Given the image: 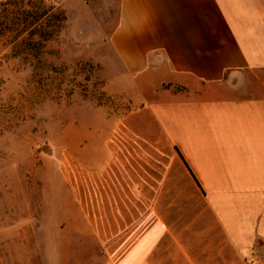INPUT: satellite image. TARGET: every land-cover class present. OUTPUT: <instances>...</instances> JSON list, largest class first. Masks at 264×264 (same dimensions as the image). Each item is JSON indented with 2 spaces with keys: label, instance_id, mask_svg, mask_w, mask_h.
Returning <instances> with one entry per match:
<instances>
[{
  "label": "crops",
  "instance_id": "1",
  "mask_svg": "<svg viewBox=\"0 0 264 264\" xmlns=\"http://www.w3.org/2000/svg\"><path fill=\"white\" fill-rule=\"evenodd\" d=\"M108 42L135 108L59 161L65 231L101 264H264V0H118Z\"/></svg>",
  "mask_w": 264,
  "mask_h": 264
},
{
  "label": "rangeland",
  "instance_id": "2",
  "mask_svg": "<svg viewBox=\"0 0 264 264\" xmlns=\"http://www.w3.org/2000/svg\"><path fill=\"white\" fill-rule=\"evenodd\" d=\"M6 2L0 3L1 260L101 264L92 235L65 231L68 206L55 205L52 191L69 147L135 108L108 42L118 0H66V10L52 0ZM43 13L37 23L33 16Z\"/></svg>",
  "mask_w": 264,
  "mask_h": 264
},
{
  "label": "trees",
  "instance_id": "3",
  "mask_svg": "<svg viewBox=\"0 0 264 264\" xmlns=\"http://www.w3.org/2000/svg\"><path fill=\"white\" fill-rule=\"evenodd\" d=\"M15 1H16V0H15ZM2 3H3V2H2ZM12 3H13V2H11V1H10V2H6L5 5H7V4H12ZM46 15H47V14H46ZM46 15H45V13H43V14H36V15L33 16V18L36 19V20H37V23H38V22H40V21H41Z\"/></svg>",
  "mask_w": 264,
  "mask_h": 264
}]
</instances>
